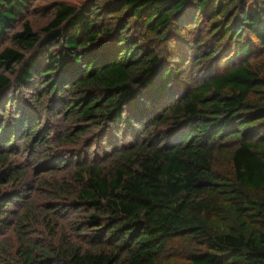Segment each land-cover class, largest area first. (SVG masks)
<instances>
[{
  "label": "trees",
  "instance_id": "obj_1",
  "mask_svg": "<svg viewBox=\"0 0 264 264\" xmlns=\"http://www.w3.org/2000/svg\"><path fill=\"white\" fill-rule=\"evenodd\" d=\"M34 1L0 0L3 114L37 95L0 122V187L30 173L15 142L50 145L45 115L81 122L62 142L108 121L155 135L79 165L90 248L22 239L19 264H174L184 240V264H264V0L58 1L40 31Z\"/></svg>",
  "mask_w": 264,
  "mask_h": 264
},
{
  "label": "rangeland",
  "instance_id": "obj_2",
  "mask_svg": "<svg viewBox=\"0 0 264 264\" xmlns=\"http://www.w3.org/2000/svg\"><path fill=\"white\" fill-rule=\"evenodd\" d=\"M58 1L80 5L85 0H35L24 20H30L35 30L40 31L49 20L50 5ZM21 27L20 23L16 29ZM11 45L14 44L5 38L0 41V50ZM28 92L31 93V91H20L19 101L8 107L5 114H3V104L0 103V122L7 125L12 119L19 118L16 114L17 105L21 104V108L30 112L32 106L30 95L33 93L27 94ZM33 95L37 96L36 92ZM45 119H47L45 137L49 138L47 139L50 142L49 146L38 144L34 149V155L29 157L31 149L27 153L28 147H34L37 141L26 143L25 137H22L15 142L20 151H24V148L27 150L24 153L27 155L24 160L29 164L30 173L26 182L14 180L0 187L1 202L10 203L8 206L3 205L5 211L0 217L1 264H19L18 252L22 239L35 242L44 248H58L66 240L82 243L83 250L90 248L94 242L92 233L87 229H80L84 226L82 222L84 213L78 211V193L85 180L76 178V174L84 173V169L78 170L79 165L111 166L114 162H119L120 153L129 149V146L138 141L142 135L148 139L155 135L153 127L142 132L141 129H136L135 123L118 127L117 122L108 121L104 124L92 125L84 135L70 138L75 140L74 142H62L60 134L56 136V133L64 124L68 123L75 129L81 122L65 119L64 115L49 114L48 117L44 116ZM47 152L53 153L51 159L47 157ZM197 243L196 240L179 242L178 250L173 251L175 253L173 263L184 264L186 250L195 249Z\"/></svg>",
  "mask_w": 264,
  "mask_h": 264
}]
</instances>
